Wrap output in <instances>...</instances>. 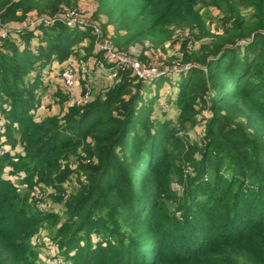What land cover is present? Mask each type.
<instances>
[{"label":"trees","instance_id":"obj_1","mask_svg":"<svg viewBox=\"0 0 264 264\" xmlns=\"http://www.w3.org/2000/svg\"><path fill=\"white\" fill-rule=\"evenodd\" d=\"M60 1L0 0V18L15 8L55 16ZM199 1L97 0L105 23L115 25L117 50L174 25L197 38L210 36L192 52L182 43L181 63L191 67L172 81L175 121L148 116L162 84L154 87V80L128 70H118L88 103L38 121L33 113L37 85L45 84L42 70L67 59L76 41L92 36V25L81 30L57 20L36 26L39 34L22 27L18 40L0 38V235L29 216L22 213H28L22 204L28 192L20 198L2 175L5 166L24 175L21 183L63 190L69 170L62 157L70 152L85 182L79 176L63 212L37 213L59 216L56 229L65 234L58 246L75 249V264H264V0H213L226 11L225 28L214 35L205 29ZM242 7L252 9L248 16ZM92 46L87 57L99 54ZM152 91L145 106L143 96ZM200 119L202 133L189 142L186 130ZM19 143L22 152L13 153ZM174 180L181 194L169 186ZM161 188L170 195L167 204L159 199ZM19 262L14 247L1 243L0 264Z\"/></svg>","mask_w":264,"mask_h":264},{"label":"rangeland","instance_id":"obj_2","mask_svg":"<svg viewBox=\"0 0 264 264\" xmlns=\"http://www.w3.org/2000/svg\"><path fill=\"white\" fill-rule=\"evenodd\" d=\"M96 5L97 0H61L58 3L56 13L54 14L55 16L57 14L62 15L64 10H67L69 13H76L79 20L77 21L76 26L79 24L82 30V28L85 27L86 29L88 24H91L92 31H90L92 36L84 35L80 40L73 44L71 47V55L67 59L62 62L54 59L49 66L42 70V79L46 80L49 78L47 76L51 74L50 76L54 79L55 83L51 82L50 84H46L45 82V84L41 86L39 84L37 85L35 92L39 96V106L33 113L36 120L39 121L44 117L51 115H62L67 109V106H80L88 103L97 94L106 91L116 79L119 71L114 67L112 68H114L116 72L112 74L111 72L107 74L106 67L104 66L98 73L94 70V68L104 64L105 61L108 62L107 58L104 56L103 49L97 48V44L103 39H108L115 48L114 44L116 43V39L112 37L115 25L105 23L108 21L107 17L103 11L97 9ZM195 5L205 23V29L208 31V34L214 35L223 31V28L225 27L222 17L226 12L225 10L213 5V0H202ZM251 11L252 9L250 7H242L240 12L246 17ZM55 16L39 13L36 9L23 11L22 9L15 8L6 19L3 20L0 18V28H7L5 37L0 36V38L18 40L20 38L18 37V33L21 31L20 28L22 27L31 30L35 29L34 32L39 34L40 32H43V30L36 28V26L48 25L45 23V18H53ZM75 19L77 20V17H75ZM101 24L104 26V29L100 27ZM93 25L97 26V32L96 28H93ZM9 28H15V30L9 31ZM166 31L168 32L166 33ZM24 32L25 31L21 34L23 35ZM121 32L123 31L121 30ZM199 37L201 36H198L197 38L193 35L187 26L180 27L179 25H174L170 26L168 29H161V31H158V34L152 38H145L139 42L133 41L120 48L119 51L136 58L144 67L155 69V73L152 77L141 79L147 82L154 80L152 83L154 87L162 84L157 91L158 94L154 102L150 105L151 110H149L148 113V116L155 118V122L159 119L164 120L165 118L173 119V121H175L173 117L175 107L173 103H171L172 97L174 96L171 95L174 92L172 81L180 72V67L184 65V63H181L184 62L183 59L185 55L183 51L185 49H182V43H186L188 52L195 51L201 43L210 39V36L207 34L201 38ZM119 43L121 44L123 42L120 41ZM91 46L93 47L92 49L97 48L99 52V54H95V58L93 57V59L86 56L87 49ZM67 60H70L72 64L71 74L73 75L74 87L71 90H65L62 86V72ZM121 70L122 69H120V71ZM31 76L32 75L29 74L27 78L32 79ZM131 91L133 92L134 89H131ZM143 92H145V89ZM155 92L156 91H152L143 96V104L145 106L150 103L149 98L154 96ZM85 96L90 97L89 101L84 102L82 100ZM202 114L206 116V111L204 110ZM203 123L204 119H200V121L192 127H188L186 133L189 142L198 141L204 128ZM14 138H16V140H19L20 138L16 132L14 133ZM4 140L5 137L3 131H0V154L5 152L2 149V145L4 144L2 141ZM81 148L83 147L79 146L78 149L81 150ZM16 151L22 152V146H20V143L15 146L12 152L14 153ZM126 153L127 152H125V154ZM76 155L77 154L68 152L62 157L63 160L65 159L63 162L67 164L66 166L69 170L67 173L68 178L66 179V182H64L66 184L63 190H52L44 185H41L40 187L33 185L32 187V184L29 185L25 180L21 183L19 181L20 177H23L24 175H19V172L18 174H13V164L6 163L7 165L5 166L2 175L11 179L12 183L17 186V192L21 195L20 198H26L23 195L25 194L24 192H28L26 195V201L22 203L28 210V213H22H24L25 216L29 214L27 224L25 223L22 226H17L14 230L4 232V234L0 235V244L6 242L14 247L15 256L19 258L20 261L19 264H75V260L72 258L75 250L74 248L69 249L71 250L69 253L68 251L59 249L58 244L64 238L65 234L56 229L59 216L56 217L49 212L44 214L43 211H53L56 210V208H59V210L63 212V203L68 201L78 188L79 176L85 182V177L81 174L82 166L77 164ZM15 159L16 158H14V161H16ZM83 162L92 163L96 162V159L90 160L85 158ZM221 173L224 177L225 171L222 170ZM156 175L159 177L162 173H157ZM205 175L207 176L205 177V180L207 178V181L204 182L210 181V174L206 173ZM169 186L172 187L173 191L177 194L182 193L181 185L176 183L175 180L172 184H169ZM29 187L31 188L29 189ZM159 199L167 204L170 201V195L165 193L161 188ZM6 210L9 211V209ZM39 210H43L41 212L42 215L37 213ZM33 214L36 215L33 216ZM38 215L39 217H37ZM96 239L100 240L101 238L97 235ZM1 240L3 242H1ZM164 254L165 251H163L161 256H164Z\"/></svg>","mask_w":264,"mask_h":264},{"label":"built area","instance_id":"obj_3","mask_svg":"<svg viewBox=\"0 0 264 264\" xmlns=\"http://www.w3.org/2000/svg\"><path fill=\"white\" fill-rule=\"evenodd\" d=\"M62 13H63L62 15L57 14L53 18L52 17L45 18V23L51 24L59 20L65 23L67 26H75L77 24V21H79L76 13L73 12L69 13L67 10H64V12ZM75 17H77V20L75 19ZM93 28H96V32H97V26L93 25ZM6 29L7 28H0L1 37H5V34L7 33ZM97 48L103 49L104 56L107 58L108 62L112 64V67L118 70L120 69L128 70L133 76L139 79H148L152 77L155 73L154 68H146L136 58L128 56L124 52L115 49L108 39H103L101 42H99L97 44ZM190 67L191 64L189 63L184 64L182 67H180L179 71L187 70ZM71 70H72V64L70 60H67L66 64L63 67V72H62V86L64 87L65 90H71L74 87L73 75L71 74ZM89 98L90 97L85 96L82 100L86 102L89 101Z\"/></svg>","mask_w":264,"mask_h":264},{"label":"crops","instance_id":"obj_4","mask_svg":"<svg viewBox=\"0 0 264 264\" xmlns=\"http://www.w3.org/2000/svg\"><path fill=\"white\" fill-rule=\"evenodd\" d=\"M88 57H89V58H92V59H93V57L95 58V56H93L92 54H89ZM103 66L106 67L105 69H106V71H107V72H106L107 74L110 73V72H111V74L115 72V69L112 68V64H111L110 62H106V61L104 62V64H102V65H100V66L94 68L95 72L98 73L101 69H103ZM49 73H50V72H49ZM50 75H51V74H49V75L47 76V77H49V78H47V79L45 80L46 84H47V83L50 84L51 82L54 81V79H53Z\"/></svg>","mask_w":264,"mask_h":264}]
</instances>
